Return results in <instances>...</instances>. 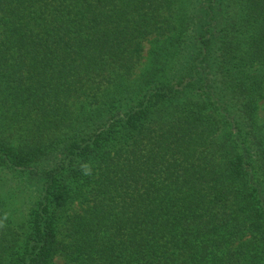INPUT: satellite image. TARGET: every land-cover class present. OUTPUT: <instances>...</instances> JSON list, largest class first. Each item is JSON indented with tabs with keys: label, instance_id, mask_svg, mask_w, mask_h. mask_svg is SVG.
<instances>
[{
	"label": "trees",
	"instance_id": "trees-1",
	"mask_svg": "<svg viewBox=\"0 0 264 264\" xmlns=\"http://www.w3.org/2000/svg\"><path fill=\"white\" fill-rule=\"evenodd\" d=\"M263 100L264 0H0V264H264Z\"/></svg>",
	"mask_w": 264,
	"mask_h": 264
},
{
	"label": "rangeland",
	"instance_id": "rangeland-1",
	"mask_svg": "<svg viewBox=\"0 0 264 264\" xmlns=\"http://www.w3.org/2000/svg\"><path fill=\"white\" fill-rule=\"evenodd\" d=\"M150 41H151V39H149L143 43L142 48H143V57L144 58L146 57L147 52L150 48ZM259 115H260V118H264V100L259 103ZM21 197H22L21 195L16 196L14 201L17 204H19L21 202ZM55 262H56V264H62V260L59 258H56Z\"/></svg>",
	"mask_w": 264,
	"mask_h": 264
},
{
	"label": "clouds",
	"instance_id": "clouds-1",
	"mask_svg": "<svg viewBox=\"0 0 264 264\" xmlns=\"http://www.w3.org/2000/svg\"><path fill=\"white\" fill-rule=\"evenodd\" d=\"M80 171H81L82 176H84V177H90L93 175V167L89 163H81L80 164ZM7 216H8V214L5 212L3 214L2 219H7Z\"/></svg>",
	"mask_w": 264,
	"mask_h": 264
}]
</instances>
